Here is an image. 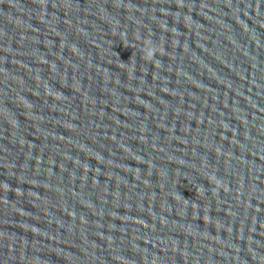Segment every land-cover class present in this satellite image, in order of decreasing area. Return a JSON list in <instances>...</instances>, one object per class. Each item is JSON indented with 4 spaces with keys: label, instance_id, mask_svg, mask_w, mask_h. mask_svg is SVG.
<instances>
[{
    "label": "water",
    "instance_id": "1",
    "mask_svg": "<svg viewBox=\"0 0 264 264\" xmlns=\"http://www.w3.org/2000/svg\"><path fill=\"white\" fill-rule=\"evenodd\" d=\"M0 264H264V0H0Z\"/></svg>",
    "mask_w": 264,
    "mask_h": 264
}]
</instances>
